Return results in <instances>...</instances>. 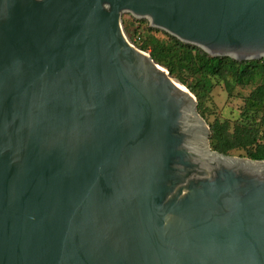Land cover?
Instances as JSON below:
<instances>
[{
    "label": "water",
    "instance_id": "95a60500",
    "mask_svg": "<svg viewBox=\"0 0 264 264\" xmlns=\"http://www.w3.org/2000/svg\"><path fill=\"white\" fill-rule=\"evenodd\" d=\"M124 14L264 59V0H0V264H264V161L208 153Z\"/></svg>",
    "mask_w": 264,
    "mask_h": 264
},
{
    "label": "trees",
    "instance_id": "16d2710c",
    "mask_svg": "<svg viewBox=\"0 0 264 264\" xmlns=\"http://www.w3.org/2000/svg\"><path fill=\"white\" fill-rule=\"evenodd\" d=\"M123 23L124 29L135 27L134 44L149 51L157 64L195 96L197 111L203 119H206L205 102L215 85L222 84L229 95L234 88H250L233 121L214 119L208 123L209 148L224 156L243 151L250 160L264 161V59L238 62L228 57L213 58L165 32L147 27L145 20L128 15V21ZM141 24L145 32H160L165 40L143 37L136 30Z\"/></svg>",
    "mask_w": 264,
    "mask_h": 264
},
{
    "label": "rangeland",
    "instance_id": "374dc122",
    "mask_svg": "<svg viewBox=\"0 0 264 264\" xmlns=\"http://www.w3.org/2000/svg\"><path fill=\"white\" fill-rule=\"evenodd\" d=\"M128 21V15L124 14L122 16V22ZM146 26L148 27V24L146 23ZM124 27V23H123ZM125 28V27H124ZM135 27L127 26V29H124L126 36L132 41L134 44L135 36L132 35V31H134ZM138 32H141L143 37H151L155 40L163 41L165 40L162 33H156L151 32L147 33L143 30V24L139 25V28L136 29ZM137 40V39H136ZM136 47L137 45L134 44ZM149 54V51H144ZM181 84V83H180ZM250 91V88H234L231 91V95L228 94V91L224 88L222 84H217L212 89L209 97L207 98L205 102V112H206V119L204 121L208 125V123H211L214 119H219L221 121L227 119L233 121L237 115L239 114L242 106H243V98L248 95ZM209 126V125H208ZM202 152H210V148L208 146L207 136H203L202 140ZM208 146V148H207ZM205 147L207 148V151H205ZM229 157L234 158H245L243 151H233Z\"/></svg>",
    "mask_w": 264,
    "mask_h": 264
}]
</instances>
